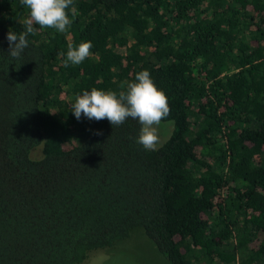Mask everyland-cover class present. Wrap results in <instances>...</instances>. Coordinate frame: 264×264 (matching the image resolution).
I'll return each mask as SVG.
<instances>
[{
	"label": "trees",
	"instance_id": "1",
	"mask_svg": "<svg viewBox=\"0 0 264 264\" xmlns=\"http://www.w3.org/2000/svg\"><path fill=\"white\" fill-rule=\"evenodd\" d=\"M73 6L66 32L34 24L13 58L28 9L0 0V264H80L136 228L168 264H264V0ZM81 41L92 54L65 67ZM144 69L170 108L157 150L136 119L72 114Z\"/></svg>",
	"mask_w": 264,
	"mask_h": 264
},
{
	"label": "clouds",
	"instance_id": "2",
	"mask_svg": "<svg viewBox=\"0 0 264 264\" xmlns=\"http://www.w3.org/2000/svg\"><path fill=\"white\" fill-rule=\"evenodd\" d=\"M20 3L28 9V16L24 20V31L19 34L14 31L7 33L8 53L13 58H20L28 47V36L36 34L34 24L41 29H54L64 33L72 24L69 9L72 17L78 14L73 0H20ZM92 47L91 41H81L76 45L69 43L64 66L82 63L92 54ZM70 110L77 120L82 115L89 120L107 119L112 126L123 124L129 117L138 120L140 129L136 142L146 151L157 150V126L170 114L167 96L156 87L146 69L137 72L134 81L127 82L125 90L119 94L95 87L90 91H83L70 103Z\"/></svg>",
	"mask_w": 264,
	"mask_h": 264
},
{
	"label": "rangeland",
	"instance_id": "3",
	"mask_svg": "<svg viewBox=\"0 0 264 264\" xmlns=\"http://www.w3.org/2000/svg\"><path fill=\"white\" fill-rule=\"evenodd\" d=\"M157 128L158 145H160L169 136L172 123L161 121ZM31 156L39 158L41 156L40 147L33 149ZM262 240H264V233L259 235L255 244H259ZM80 264H168V262L143 230L136 228L127 238L119 240L113 246L91 252Z\"/></svg>",
	"mask_w": 264,
	"mask_h": 264
}]
</instances>
